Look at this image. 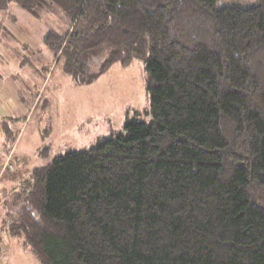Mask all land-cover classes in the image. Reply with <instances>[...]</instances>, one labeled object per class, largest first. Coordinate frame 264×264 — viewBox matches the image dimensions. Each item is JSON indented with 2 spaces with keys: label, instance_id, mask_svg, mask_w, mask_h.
<instances>
[{
  "label": "trees",
  "instance_id": "trees-1",
  "mask_svg": "<svg viewBox=\"0 0 264 264\" xmlns=\"http://www.w3.org/2000/svg\"><path fill=\"white\" fill-rule=\"evenodd\" d=\"M217 2L0 0L66 20L43 42L75 81L103 53L86 82L147 74V119L11 194L3 225L39 264H264V0Z\"/></svg>",
  "mask_w": 264,
  "mask_h": 264
},
{
  "label": "rangeland",
  "instance_id": "rangeland-1",
  "mask_svg": "<svg viewBox=\"0 0 264 264\" xmlns=\"http://www.w3.org/2000/svg\"><path fill=\"white\" fill-rule=\"evenodd\" d=\"M233 4L251 8L258 2L218 0L217 7ZM65 27L66 20L60 15L37 17L13 3L0 15V89L10 90L0 95V105L8 113L3 119L7 127L0 134L2 146L8 144L4 155L11 165V170L5 167V176L14 169L10 183L15 185L10 191L12 184L0 182V264H39L23 240L9 236L2 223L11 209V194L29 190L34 168L110 137L127 118L147 119L150 98L142 64H116L86 82L97 74L103 53L90 57L87 77L75 81L43 42L46 32L61 33Z\"/></svg>",
  "mask_w": 264,
  "mask_h": 264
},
{
  "label": "crops",
  "instance_id": "crops-1",
  "mask_svg": "<svg viewBox=\"0 0 264 264\" xmlns=\"http://www.w3.org/2000/svg\"><path fill=\"white\" fill-rule=\"evenodd\" d=\"M8 92H10V90L6 86H5V90H1L0 89V95L1 96H4V94H7ZM2 106L3 105H0V131L3 130V129H6V127H7V124H6V122H4L3 119L6 117V115L8 113L6 111V107L3 106L4 107L3 108ZM3 141H4V137H2L1 134H0V182L3 180V183H8V184H6L4 186H8L9 184H12L11 188L9 189L10 191H12L15 188V185L13 183H10L13 180V178L10 175H11V173H14V169H13V171H11L10 174L5 176V171H6L5 167L11 170V165H9V161L10 160L6 163V160H8V155L6 154V156H5L4 154L6 153L8 144L4 143V147H3L2 146ZM3 183H0V184H3ZM7 194L8 193L3 194L2 196H6ZM1 217H3V215ZM2 223H3V220H2Z\"/></svg>",
  "mask_w": 264,
  "mask_h": 264
}]
</instances>
